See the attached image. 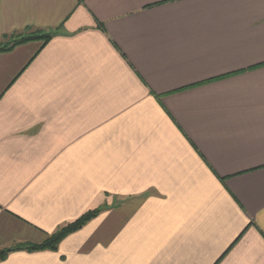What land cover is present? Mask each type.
<instances>
[{"label": "crops", "instance_id": "obj_1", "mask_svg": "<svg viewBox=\"0 0 264 264\" xmlns=\"http://www.w3.org/2000/svg\"><path fill=\"white\" fill-rule=\"evenodd\" d=\"M0 264H264V0H0Z\"/></svg>", "mask_w": 264, "mask_h": 264}, {"label": "trees", "instance_id": "obj_2", "mask_svg": "<svg viewBox=\"0 0 264 264\" xmlns=\"http://www.w3.org/2000/svg\"><path fill=\"white\" fill-rule=\"evenodd\" d=\"M55 32H43V31H28L24 34L13 35L7 39L5 43L0 44V52H7L12 50L18 45L35 41L42 40L44 42L50 41L54 36ZM99 214V210L90 211L83 216H81L76 221L69 223L65 226L60 227L48 240L40 245H20L17 247H13L0 252V260H4L10 252L13 251H28V252H36V251H56L58 249L59 244L69 235L79 231L82 229L88 222L97 217Z\"/></svg>", "mask_w": 264, "mask_h": 264}]
</instances>
